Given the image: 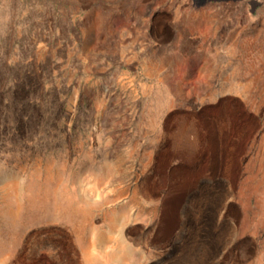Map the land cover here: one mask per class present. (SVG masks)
<instances>
[{
    "label": "rangeland",
    "instance_id": "obj_1",
    "mask_svg": "<svg viewBox=\"0 0 264 264\" xmlns=\"http://www.w3.org/2000/svg\"><path fill=\"white\" fill-rule=\"evenodd\" d=\"M0 264H264V0H0Z\"/></svg>",
    "mask_w": 264,
    "mask_h": 264
},
{
    "label": "bare ground",
    "instance_id": "obj_2",
    "mask_svg": "<svg viewBox=\"0 0 264 264\" xmlns=\"http://www.w3.org/2000/svg\"><path fill=\"white\" fill-rule=\"evenodd\" d=\"M69 202V201H68ZM68 202H66V204L68 203ZM37 203H35V205H36ZM54 205V204H53ZM39 206V205H38ZM35 207V206H34ZM37 207V206H36ZM40 207V206H39ZM42 207V206H41ZM45 207V206H44ZM43 208V207H42ZM46 208V207H45ZM33 210V209H32ZM48 212V211H47ZM58 212H60V210L58 211ZM68 214H70V213H68ZM68 216H70V215H68ZM24 217V216H23ZM22 218V217H21ZM20 218V219H21ZM23 220V219H22ZM25 221V220H24ZM20 230V229H19ZM121 245V244H120ZM131 247V246H130ZM120 248V247H119Z\"/></svg>",
    "mask_w": 264,
    "mask_h": 264
}]
</instances>
